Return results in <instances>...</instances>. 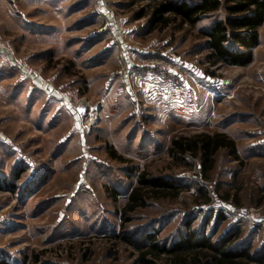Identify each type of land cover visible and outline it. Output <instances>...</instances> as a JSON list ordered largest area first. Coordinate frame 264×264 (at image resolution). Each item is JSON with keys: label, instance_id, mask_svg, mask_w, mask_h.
<instances>
[{"label": "rangeland", "instance_id": "1", "mask_svg": "<svg viewBox=\"0 0 264 264\" xmlns=\"http://www.w3.org/2000/svg\"><path fill=\"white\" fill-rule=\"evenodd\" d=\"M160 1L0 0V264H135L186 233L264 264V22L248 65L214 64L226 11L164 27ZM215 135L234 152L205 173L173 150ZM142 174L175 192L125 213Z\"/></svg>", "mask_w": 264, "mask_h": 264}, {"label": "trees", "instance_id": "2", "mask_svg": "<svg viewBox=\"0 0 264 264\" xmlns=\"http://www.w3.org/2000/svg\"><path fill=\"white\" fill-rule=\"evenodd\" d=\"M221 9L226 11L227 19L216 23L211 32L204 34L207 40L203 44V50L210 51L209 59L214 64L244 67L252 60L251 48L258 37L257 29L264 22V0H201L197 4L161 0L153 10V21L164 27L174 20L195 27L203 16ZM237 47L242 51L239 52ZM234 148V142L221 135L203 137L193 144L173 142V150L176 149L180 155L189 154L197 158L204 173L213 167L215 157L220 151L233 153ZM11 189L14 191V188ZM174 189V185L169 181L142 174L130 194L124 212L131 214L145 209L149 201L168 198L169 193L175 192ZM195 237L191 233H186L178 243L168 248L166 244L158 243L155 236L148 234L145 240L147 245L144 241L139 243L140 251L135 264H161L162 256L170 258L166 263L174 264H203V259H207L206 264L253 262V257L248 252L241 253L224 248L225 241L218 245L199 243L204 239L194 241ZM203 250L208 252L204 253Z\"/></svg>", "mask_w": 264, "mask_h": 264}, {"label": "built area", "instance_id": "3", "mask_svg": "<svg viewBox=\"0 0 264 264\" xmlns=\"http://www.w3.org/2000/svg\"><path fill=\"white\" fill-rule=\"evenodd\" d=\"M152 65H154L155 70H157V72L159 73V63L158 62H154V63H152ZM258 225H260V224H257L256 222L253 223V226H255V227L258 226Z\"/></svg>", "mask_w": 264, "mask_h": 264}, {"label": "bare ground", "instance_id": "4", "mask_svg": "<svg viewBox=\"0 0 264 264\" xmlns=\"http://www.w3.org/2000/svg\"><path fill=\"white\" fill-rule=\"evenodd\" d=\"M93 119H94V120H93V123H92V124L96 123L97 120L99 119V115H98V113H96V114L94 115V118H93Z\"/></svg>", "mask_w": 264, "mask_h": 264}]
</instances>
